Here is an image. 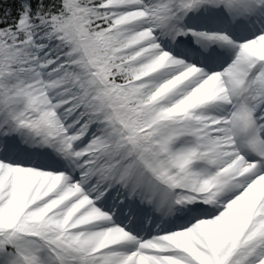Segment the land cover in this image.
Listing matches in <instances>:
<instances>
[{
	"label": "snow or ice",
	"instance_id": "1",
	"mask_svg": "<svg viewBox=\"0 0 264 264\" xmlns=\"http://www.w3.org/2000/svg\"><path fill=\"white\" fill-rule=\"evenodd\" d=\"M0 264H264V0H0Z\"/></svg>",
	"mask_w": 264,
	"mask_h": 264
}]
</instances>
